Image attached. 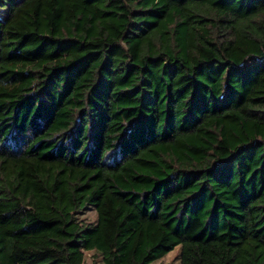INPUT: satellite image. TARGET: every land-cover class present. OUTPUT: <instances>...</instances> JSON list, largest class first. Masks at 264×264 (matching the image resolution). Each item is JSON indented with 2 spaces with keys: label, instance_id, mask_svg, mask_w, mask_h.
I'll list each match as a JSON object with an SVG mask.
<instances>
[{
  "label": "trees",
  "instance_id": "1",
  "mask_svg": "<svg viewBox=\"0 0 264 264\" xmlns=\"http://www.w3.org/2000/svg\"><path fill=\"white\" fill-rule=\"evenodd\" d=\"M174 248L264 264V0H0V264Z\"/></svg>",
  "mask_w": 264,
  "mask_h": 264
},
{
  "label": "rangeland",
  "instance_id": "2",
  "mask_svg": "<svg viewBox=\"0 0 264 264\" xmlns=\"http://www.w3.org/2000/svg\"><path fill=\"white\" fill-rule=\"evenodd\" d=\"M79 219L87 223H92L95 220V216H94L93 211H91L90 209H87L82 213ZM177 254H178V249L174 248L172 251L167 253L161 259L154 261L152 264H177ZM92 259H93V256L91 252L83 253L84 264H90ZM95 261H99V259H96Z\"/></svg>",
  "mask_w": 264,
  "mask_h": 264
}]
</instances>
